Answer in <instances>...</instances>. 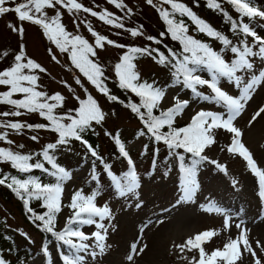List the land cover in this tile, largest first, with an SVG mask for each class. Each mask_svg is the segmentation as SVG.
<instances>
[{
  "label": "snow or ice",
  "instance_id": "6c2138e0",
  "mask_svg": "<svg viewBox=\"0 0 264 264\" xmlns=\"http://www.w3.org/2000/svg\"><path fill=\"white\" fill-rule=\"evenodd\" d=\"M146 2L158 11L167 26V34H170L173 40L179 41L181 45L179 52L168 49L166 55L165 52L152 47L151 44L144 47L121 44L98 33L90 22L81 20L77 23L79 20L77 14L82 11L92 17H97L107 25L125 29L122 22L123 17L116 16L107 9L95 11L79 0H22L19 3L16 0H0V16L15 13L21 24L17 26L9 23L8 27L21 36L24 34L23 22L27 21L38 25L43 30V35L61 53L68 54L71 65L78 69L99 93L109 101L122 104L124 101L112 94L105 83L104 66L98 61V50L105 49L106 45L126 49L113 68L118 87L139 97V103L129 100L125 104V107L129 108L144 126L138 134L140 136L148 134L156 142H163L169 149V155L180 161L182 194L177 200V204L193 200L199 187L196 173L203 164L215 165L217 169L227 174L226 165L205 154L206 149L210 150L217 143L216 131L221 129L231 134V142L226 145L227 152L242 157L250 172L258 178V197L264 202V169L257 166L252 152L241 140L242 130L234 123L252 99L253 92L258 86L264 85V67H260L257 71L254 62V58L264 61V36L258 35L252 26L254 22L264 21V10L254 6L252 0H227V3L233 5L240 14V19L237 20L224 11L220 0H207V6L221 11L230 23L231 30L243 36L239 44H234L231 39L198 17L190 7L180 0H157V2L146 0ZM108 3L121 10L127 9L126 15L132 12L124 0H108ZM164 5L170 7L166 8ZM47 9L54 10L55 14L49 16ZM61 9H66L68 13L76 16L73 23L77 29L80 24L86 25L87 31L94 37V43H90L83 36L73 34L66 29L61 21L63 15ZM177 13L182 17H189L196 25L197 31L221 41L223 45L221 51L217 52L209 44L189 35L185 22L182 19H176ZM244 17L248 18V22H244ZM142 28L141 25L139 28L125 30L132 37H143L145 34ZM165 34V32H161L160 36L163 37ZM117 35L120 33L118 32ZM249 37L252 38L251 43H249ZM146 39L156 44L161 43L159 39L150 35ZM224 50H229L233 54L230 61L222 55ZM48 51L51 54V48ZM7 54L4 52L3 56H7ZM140 57H150L158 65L168 68L175 84L191 90L197 99L222 105L224 111L215 112L201 109L191 116L186 125L175 126L177 118L184 114L190 101L181 100L176 95L173 96V103L169 107L161 108V103L166 98V88L156 86L155 81L148 82L141 79V74L135 63ZM52 59L59 63L54 54ZM37 70L38 73L47 71L40 63L27 56L25 46L21 44L20 50L14 55L12 64L0 70V85L7 86L6 91L0 92V104H7L13 108L8 112H0V117H19L26 113H38L48 123L29 124L19 120H0V129H5V131H0V141H7L9 145L13 143L8 139L7 129L16 133H21L24 129H44L55 133L57 139L55 142L45 144L39 153H21L12 148L0 147V163H9L19 173L27 174L31 173L33 169H40L54 177L55 182L43 183L39 177L33 175L21 179L16 175L3 173L0 174V185L6 186L23 202L26 212L30 214L29 219L37 228L50 233L57 241L68 246L69 254L62 256L64 264H87L86 257L96 260L110 247L106 241L109 224L112 220V211L108 204L98 206L95 203L99 194L98 190L84 195L83 190L78 189L71 195L70 203L63 205L64 184L72 178V174L56 162L53 153L60 147L68 146L72 141H78L84 145L92 157H98V152L84 138V133L93 129L94 125L102 124L107 114L87 88L84 89L86 98L75 96L78 107L63 113L57 112V109L63 107L65 97L60 92L49 95L45 91L38 90L40 76ZM205 71L210 75V78H204L199 74ZM222 80L234 84L239 90V95L233 96L224 91L220 87ZM62 83L68 87L70 92L73 91L66 81H62ZM75 83L81 85L79 76L75 78ZM203 86H207L211 90L210 94L199 90V87ZM15 94H22V98H13ZM154 110H158L159 114H154ZM261 113H264V106L259 108L249 123L255 121ZM165 128L166 131L163 130ZM106 134L112 135L111 133ZM31 139L37 141L39 136L32 135ZM113 139L119 148V154L127 160L129 170L121 175H115L110 166L105 164V171L111 177L119 196L134 195L135 190L140 186L135 165L125 144L121 142L119 134ZM23 147V145H19V148ZM181 149L182 153L177 151ZM223 150L221 149V151ZM184 153L191 154L190 164L185 163ZM33 156L42 157V160L37 159L35 163H32ZM44 162L51 165V169L45 167ZM92 179L96 180L95 172H93ZM231 183L235 187L238 181L233 179ZM33 199L41 201V208L45 209L42 213L35 212L30 206V201ZM65 206L70 209L71 215L66 218L63 229L57 231L56 219ZM136 207H140V204H137ZM200 207L205 212L222 215L225 231L233 226V215L214 201L210 200ZM236 215L238 216V213ZM106 220L108 224L105 223ZM84 225H94L96 230L87 234L82 231ZM234 226L239 231V235L236 238L229 237L222 248H215L211 252L206 250L205 245L213 237L220 235V230H205L188 237L181 244L174 245L179 253L178 259L187 261V264H239L243 260L244 253H250L254 258V264H262L249 241L247 235L249 230L244 227V221L240 220ZM146 227L147 225L141 227V234ZM89 241L92 242L89 243ZM138 245H140L139 239L130 245V252L126 255L128 262H133L134 257L142 254L148 247L147 244L139 247ZM257 247H261V251H264V247L260 245L259 241H257ZM42 251L46 256L50 255L47 246H44ZM187 253L196 254L189 257ZM0 264H10V262L0 255ZM49 264H51L50 260Z\"/></svg>",
  "mask_w": 264,
  "mask_h": 264
},
{
  "label": "rangeland",
  "instance_id": "374dc122",
  "mask_svg": "<svg viewBox=\"0 0 264 264\" xmlns=\"http://www.w3.org/2000/svg\"><path fill=\"white\" fill-rule=\"evenodd\" d=\"M186 3L197 8L198 12L213 20V16L207 15L204 10L199 7L195 0H183ZM17 3L22 0H16ZM87 7L93 8L95 11L107 9L116 16L123 17L125 29L139 28L143 26V37H132L125 29H117L111 25H107L100 21L97 17H92L88 13H78L79 21L90 22L93 28L100 34L125 45L145 44L150 41L147 36L159 35L163 28L162 21L155 11L154 7L147 4L146 0H124L128 8L132 9L131 14L126 15L127 9L121 10L115 5L108 3V0H79ZM11 6V5H10ZM49 16L55 14L54 10L47 9ZM63 15L62 23L66 29L73 34H79L86 38L90 43H94V37L87 31L85 24H80L79 29L76 28L73 21L76 16L68 13L66 9H61ZM218 24L217 21H214ZM9 23L19 26L20 21L17 20L15 13H7L0 16V70L9 67L14 55L20 50V45L25 46L27 56L40 63L47 71L46 73H37L40 76L38 81V90L45 91L48 94L52 92H60L65 97L64 105L61 109L68 111L76 108L78 102L75 96L81 98L86 95L84 89L95 96L102 110L107 114L105 121L100 125H95L97 134L95 141L99 146L100 153L105 154L112 149L113 142L107 135V130H120L122 133L132 132L138 125L139 121L132 118L128 109L120 106L117 103L109 101L103 94L99 93L86 78L71 65L67 53H61L54 44H52L44 35L43 30L30 22H23L24 34L21 36L18 32H13L9 27ZM258 35L264 36V21L254 22L252 25ZM120 35H117V33ZM229 33V31H224ZM206 42L209 40L204 34L201 35ZM243 39L242 35L237 34L233 38L234 44H239ZM251 43L252 38H248ZM213 49L220 52L223 48L222 42L217 39H212ZM51 48L52 52L49 53ZM126 49H118L112 46H107L103 50H98V61L104 66L106 71V81L111 85V91L121 93L120 89L114 84L115 73L114 64L118 62L120 55ZM255 50V48H254ZM7 52V56L3 53ZM55 55L59 61L57 63L52 59ZM222 55L226 60H231L233 54L229 50H224ZM254 62L258 71L260 67H264V61L259 58H254ZM137 70L141 74V78L149 81L160 83L168 78V72L164 66L158 65L150 57H140L137 61ZM27 71V70H26ZM207 74V73H206ZM205 72L200 73L203 77ZM79 76L81 85L75 83V78ZM62 81H66L73 91H69ZM223 81V82H222ZM220 87L230 95H239V90L226 80H222ZM7 86L0 85V92L6 91ZM201 92L210 94L211 90L207 86L199 87ZM169 91L168 97L161 103V107H169L173 103V96L178 95L181 100H189V106L185 109L184 114L177 118L179 122L188 123L192 115L203 109L206 111L223 112L222 105L212 101H204L194 97L191 90L182 88L180 85L172 84L167 87ZM22 94H15L13 98L18 99ZM169 99V101H168ZM167 101V102H165ZM165 102V103H164ZM264 106V85L258 86L252 94V99L247 103L245 110L234 121L235 125L242 130L241 140L245 146L252 152L253 158L257 162V166L264 169V113H261L251 124L253 115ZM13 110L12 106L0 104V112H8ZM23 111V110H21ZM38 113H26L19 117H0V120H19L21 122H36L40 121ZM26 122V123H27ZM5 131V129H0ZM8 131V139L13 143L9 145L7 141H0V147L12 148L14 151L25 152L39 148L45 143H50L55 140L54 133L39 129L31 130L24 129L21 133H16L10 129ZM32 135H38L39 139L33 141ZM144 136L135 139L129 144L130 149H141V143ZM217 143L206 149L205 154L211 159L226 165L227 174L220 171L210 163H205L198 168L196 180L199 185L196 195L192 201L177 204V200L181 196V178L182 173L180 164L176 157H170L169 168L164 172L157 168L153 173L144 172L146 163L143 158H133L135 169L138 175L139 188L135 190V194H128L121 197L117 194V190L111 181L99 177L97 188L99 194L96 197L95 203L98 206L108 204L112 211V220L109 224V234L106 243L110 247L102 255H99L96 260L86 257L87 264H187V261L178 259V251L174 245L183 243L188 237L193 236L205 230H220V235L213 237L210 242L205 245L208 252L215 248H222L223 244L229 237L236 238L239 231L234 224L240 220L244 221V227L249 231L247 233L249 241L253 249L257 253V257L264 264V251L261 247H257V241L264 247V202L258 197V178L255 177L247 168L246 161L238 154L227 152L226 145L231 142V134L224 130L216 131ZM23 145V148H19ZM221 149H224L221 151ZM108 159L114 161V165L122 174L128 171L127 160L123 157L114 160L110 154ZM143 163L145 167L137 169ZM4 167L8 165L4 162ZM91 160L88 158L86 163L72 173L70 181V191L67 194L63 193V205H67L73 191L78 185L82 184V179L88 174ZM113 167V166H112ZM114 172L118 171L113 167ZM235 179L238 184L234 187L231 181ZM66 181V182H68ZM65 182V183H66ZM111 183V184H110ZM65 186V184H64ZM83 192H87L88 187H84ZM91 194L89 191L88 195ZM214 201L219 206L229 210L233 215V226L225 231L223 229L224 217L216 213H208L201 209L200 205L207 204L209 201ZM140 204V207H136ZM69 208L63 207L60 215L58 227L64 224ZM238 213V216L236 215ZM108 224V221H105ZM0 225L4 232H10L15 235L17 245L29 244L34 248L40 246L41 237L38 231L31 226L20 211V204L14 199L5 186L0 185ZM144 225L147 227L141 234L140 229ZM114 228V230H113ZM94 225H84L82 231L91 234L95 231ZM1 234V233H0ZM140 240V245L147 244V249L140 255L134 257L133 262L126 260V255L130 252V245ZM92 241H89L91 243ZM0 245L5 248L7 243L4 238L0 237ZM49 254L46 256L42 251L36 257L31 259L28 264H64L63 255H67L59 247V243L54 242L47 246ZM243 252V248H242ZM4 257H10L9 253L3 251ZM196 253H187L189 257ZM239 264H254V258L250 253H244L242 262Z\"/></svg>",
  "mask_w": 264,
  "mask_h": 264
},
{
  "label": "trees",
  "instance_id": "16d2710c",
  "mask_svg": "<svg viewBox=\"0 0 264 264\" xmlns=\"http://www.w3.org/2000/svg\"><path fill=\"white\" fill-rule=\"evenodd\" d=\"M154 2H157V0H154ZM180 2L186 4L188 7H190L196 13V15L198 17L202 18L204 21H206L208 24H210L214 29L220 31L222 34H224L229 39L234 41L233 38L237 35V33L233 32L231 30L230 23L228 22V20L225 18V16L223 15V13L221 11L211 9L207 6V0H195V3L199 7H201L207 15L213 16L214 17L213 20H210L207 16L200 14L198 12L197 8H194L192 5L186 3L185 1L180 0ZM220 2H221V6L224 9V11H226L233 19H237V20L240 19V14L236 11V9L233 5L227 3V0H220ZM252 3L254 4V6L264 10V0H252ZM164 7L168 8L170 6L164 5ZM154 9L157 12V14L159 15L156 8H154ZM159 18L163 24V28L160 31V33L165 32L166 34L163 37H161L160 34L159 35H152V36L159 39L161 41V43L156 44L155 42L150 41V42L145 43V44H137V45H133V46L144 47L146 45L151 44L152 47L159 48L161 51L165 52L166 55H167L168 49H172L174 51L179 52V50L181 49V45H180L179 41L173 40L171 38L170 34H167V32H166L167 26H166L165 22L161 19L160 15H159ZM176 19L177 20L182 19L185 22V24L188 26V34L189 35H192L196 39L209 44V46L211 48H213V46H212L213 44L211 43V41H212V39H215V38L209 37L205 33H201L199 31H197L196 25L192 22V20L189 17H187V16L182 17L179 15V13H177ZM243 20H244V22H248L247 17H244ZM214 21H217L218 24H215ZM227 30L229 31V33L224 32ZM202 34H204L209 39L207 42L205 40H203V38L201 37ZM136 61H135V63H136ZM165 69L168 72V78L165 81H162L160 83H156V86L161 87V88H167L169 85L174 84V81H173V78L171 76L169 69L166 67H165ZM104 71H105V69H104ZM105 76H106V71H105ZM209 77H210V75H209ZM142 80H145V79H142ZM146 81L153 82V81H149V80H146ZM105 83L108 85V87L110 89L111 85H109L107 83L106 79H105ZM114 84H116L118 86L117 78L114 79ZM110 91H111V89H110ZM120 91H121V93L113 92V91H111V93L118 96L120 98V100L124 101V103L123 104L119 103V102H114V103H117L122 107H125V104H127L129 100L134 101L136 103H139V97L135 96V94L131 93L130 91H126L124 89H120ZM53 93H55V92H52L51 94H53ZM51 94H49V95H51ZM92 96L95 98L94 95H92ZM20 98H22V97H20ZM20 98H18V99H20ZM83 98H86V95L84 97H82V99ZM76 107H78V104ZM125 108H127V107H125ZM127 109L129 111L131 117L139 121V125L132 132H130L128 134L122 133L120 130H116V131L107 130V133L112 134L111 136H109V138L113 142L112 149H109V152H107L105 154L100 153L99 146L95 141V137L97 134V130L94 129L95 125H94L93 129L84 133V138L87 139L89 141V143L96 149V151L98 152V157H92L91 154L89 152H87L84 145L78 141H72L68 146L60 147L54 151L53 154H54L56 162L60 166L64 167L66 170H68L71 174L75 170L80 169L86 163L88 158L91 160V165L89 167L88 174L83 177L82 184L78 185L77 188L73 191V193L78 189H83L84 187H88V190L91 193L94 190H98L97 185L99 183V177L100 176L102 177V179H106V180L111 181L110 177L108 176L107 171H105V168H104L105 164L110 166L111 171L115 175H121L119 173V170L117 169V167L114 165V161L108 159V154H110L114 160H117L118 158L121 157V155L119 154V148L115 144L114 139H113V137L116 136L117 134H119L121 142H123L125 144L127 151H130L131 153L136 154L137 158H143V160H144L143 162L146 163V167L143 163H141L138 166V168L145 167L144 172H146V174L155 172L157 170V168L164 171V172L168 171L167 168H169L171 155H169V149L166 147V145L163 142H156L150 135L146 134V135H144V139L141 143V149L140 150L128 148L129 144L132 141L141 137L138 133L140 132L141 129L144 128V126H143L142 122L140 121V119L134 113H132L129 108H127ZM56 111L59 113L67 112L66 110H63L61 108L57 109ZM142 111H143V109H142ZM154 114L158 115L159 111L154 110ZM40 118H41L40 121H36V122L25 121V122H27L29 124H38V123L47 124L48 123V121H46L44 118H42V117H40ZM184 125H186V123H184V122L176 121V123H175V126H177V127H182ZM144 130L146 132V129H144ZM163 130L166 131L167 129L165 128ZM54 136H55V140H56L57 135L55 133H54ZM55 140L53 142H55ZM45 144H47V143H45ZM45 144H43L39 148H36L32 151H25V152H21V153H39ZM177 151H179L181 153L183 152L182 149L177 150ZM184 155H185V163L190 164L191 163V154L184 153ZM134 158H135V155H134ZM37 159L42 160V157L33 156V160L31 162L35 163ZM5 163L8 165L7 168L4 167L3 163H0V174L8 173L10 175H16V176H18V178H21V179L26 178L28 175H33V176L39 177L43 183H54L55 182L54 177L48 175L47 173L43 172L40 169H33L31 173H27V174L26 173H19L16 169H13L9 163H7V162H5ZM44 163H45V167H48L49 169H51V165H49L47 162H44ZM112 166L116 168V170L118 171V174L116 172H114ZM93 172H95L96 180L92 179ZM5 188H6L7 192H9L10 195L18 201V203L20 204V211H21L22 215L24 216L26 221L38 231V233L40 234V237H41V241H40V246L38 248H34L27 243L26 244L24 243L22 245H17L16 240H15V238H16L15 235L13 233H10V232H4L3 233V230H2L1 225H0V233H1L0 237L4 238L6 243H7V246L5 248L1 247V245H0V255H2L4 257L5 254H3V251L5 253H9L10 257H4V258L6 260H8L10 262V264H28V262L31 259H33L34 257H36L38 254L41 253L42 248L44 246H47V245H49V244H51L57 240L50 233L44 232L41 229L37 228L36 225L33 224L32 221L29 219L30 214L26 212L24 205H23V202L19 198H17L16 195L10 189H8L6 186H5ZM89 191L83 192V194L88 195ZM98 191H100V190H98ZM68 202L70 203V200ZM30 206L37 213H42L45 210V209L41 208V201H37L35 199L30 201ZM68 212H69L68 216L71 215L70 209ZM59 214H58L57 219H56V230L57 231L63 229V227H64L63 226L61 229L58 228ZM57 242H59V241H57ZM59 243L62 246V249L67 254H69L68 246L63 245L61 242H59Z\"/></svg>",
  "mask_w": 264,
  "mask_h": 264
},
{
  "label": "bare ground",
  "instance_id": "6f19581e",
  "mask_svg": "<svg viewBox=\"0 0 264 264\" xmlns=\"http://www.w3.org/2000/svg\"><path fill=\"white\" fill-rule=\"evenodd\" d=\"M168 94H169V91L166 92V98L168 97ZM166 98H165V99H166ZM168 98H169V97H168ZM165 99H164V100H165ZM168 101H169V99H168ZM165 102H167V101H165ZM165 102H164V103H165ZM70 183H71L70 181H68V182L65 183V186H64V194H67V193L71 190V189H70V186H71Z\"/></svg>",
  "mask_w": 264,
  "mask_h": 264
}]
</instances>
